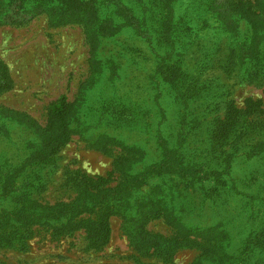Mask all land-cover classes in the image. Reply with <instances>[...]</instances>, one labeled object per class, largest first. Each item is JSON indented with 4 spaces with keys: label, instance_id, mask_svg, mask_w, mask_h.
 Listing matches in <instances>:
<instances>
[{
    "label": "trees",
    "instance_id": "16d2710c",
    "mask_svg": "<svg viewBox=\"0 0 264 264\" xmlns=\"http://www.w3.org/2000/svg\"><path fill=\"white\" fill-rule=\"evenodd\" d=\"M19 1V13L33 15L48 12L53 0ZM153 1L166 5L172 20L158 40L141 35L142 93L121 95L118 80L131 74L115 55H107L116 69L100 87L108 93L102 114L77 119L102 117L96 129L85 125L86 133L97 131L99 150L118 145L129 149L127 156L115 158L108 176L83 173L71 199L15 200L19 165L47 159L74 130L65 118L67 97L60 96L50 105L49 121L60 122L61 137L36 142L29 160L5 162L0 153V250H28L34 227H43L56 240L84 230L89 246L100 251L110 242L115 215L141 258L178 264L176 254L193 248L199 254L190 264H264V102L249 97L240 107L231 97L241 82L264 85V0ZM8 16H0V24L17 23ZM144 26L156 31L152 21ZM210 72L215 74L208 77ZM7 80L6 68H0V90ZM133 97L142 111L123 117L126 110L116 109L119 99ZM0 132L11 145L9 131ZM116 171L123 180L110 186ZM142 184L156 200L150 201ZM155 220L167 223L172 233L149 230Z\"/></svg>",
    "mask_w": 264,
    "mask_h": 264
},
{
    "label": "rangeland",
    "instance_id": "374dc122",
    "mask_svg": "<svg viewBox=\"0 0 264 264\" xmlns=\"http://www.w3.org/2000/svg\"><path fill=\"white\" fill-rule=\"evenodd\" d=\"M20 6L19 0H0V16L6 17L8 13V18L17 22L0 24V68H6L8 77L6 87L0 90V130L7 129L12 137L11 145L0 137V153L5 162L23 161L25 157L29 160L36 142L46 136L61 137L60 122L49 121V109L51 103L65 95L69 104L65 118L72 123L75 133L70 132L59 143V150L47 159L30 163L25 160L24 165H19L22 167L19 171L23 170L21 175L12 172L18 179L13 188L15 200L18 196L26 199L28 195L54 204L76 195L83 173L93 178L108 176L116 167L115 158L127 156L129 149L118 145L108 144L111 151L99 150L97 131L86 133L85 125L96 129L102 117L97 116L88 123L77 119L84 113L102 114L103 97L108 93L100 87L108 77L113 78L116 69L106 59L107 55H115L124 67L128 66L131 74L129 80L124 77L118 80L121 95L140 96L144 69L137 62L140 57L137 51L142 46L141 35L150 33L151 39L158 40L159 34L168 31L164 27L172 20V15L166 5L159 7L153 0H71L68 3L53 0L48 12L33 15L19 13ZM154 10L161 15H155ZM146 17L149 20H145ZM150 21L156 31L148 28L146 32L144 25L148 26ZM213 74L210 72L207 76ZM224 81L227 80L224 78ZM232 90L231 97L240 107L245 106L249 97L261 98L264 102V85L241 82ZM118 103L116 109L126 110L123 117L142 111L134 97L119 99ZM150 154L153 153L150 151ZM166 168L168 166H164ZM20 179H24L25 185ZM122 180L121 173L116 171L109 185L115 186ZM141 187L150 201L157 199L158 195L150 194L149 185ZM110 222V242L100 251L89 246L84 230L56 240L46 228L34 227L29 249H1L0 264H166L157 258L140 257L124 232L120 216H111ZM148 229L166 235L172 233L163 220L150 222ZM198 254L197 249H182L176 254V260L178 264H190Z\"/></svg>",
    "mask_w": 264,
    "mask_h": 264
}]
</instances>
